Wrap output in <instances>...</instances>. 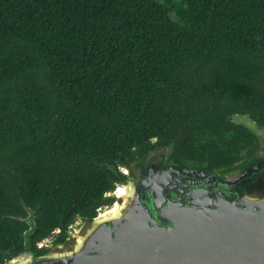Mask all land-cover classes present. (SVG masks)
Wrapping results in <instances>:
<instances>
[{
	"label": "trees",
	"instance_id": "16d2710c",
	"mask_svg": "<svg viewBox=\"0 0 264 264\" xmlns=\"http://www.w3.org/2000/svg\"><path fill=\"white\" fill-rule=\"evenodd\" d=\"M264 125V0H0V257L63 239L154 138L215 166Z\"/></svg>",
	"mask_w": 264,
	"mask_h": 264
},
{
	"label": "water",
	"instance_id": "95a60500",
	"mask_svg": "<svg viewBox=\"0 0 264 264\" xmlns=\"http://www.w3.org/2000/svg\"><path fill=\"white\" fill-rule=\"evenodd\" d=\"M252 140L223 166L176 152L180 134L157 138L129 165L106 164L122 180L113 200L78 217L60 240L32 247L36 213L24 250L0 264H264V125L250 114L227 116Z\"/></svg>",
	"mask_w": 264,
	"mask_h": 264
},
{
	"label": "rangeland",
	"instance_id": "374dc122",
	"mask_svg": "<svg viewBox=\"0 0 264 264\" xmlns=\"http://www.w3.org/2000/svg\"><path fill=\"white\" fill-rule=\"evenodd\" d=\"M50 241H51V240H50ZM50 241H49V242H50ZM47 243H48V242H47Z\"/></svg>",
	"mask_w": 264,
	"mask_h": 264
}]
</instances>
